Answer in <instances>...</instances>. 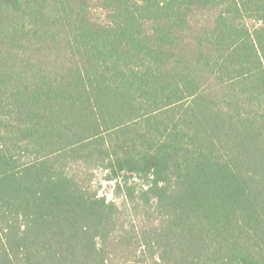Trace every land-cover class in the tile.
I'll list each match as a JSON object with an SVG mask.
<instances>
[{"label":"trees","instance_id":"16d2710c","mask_svg":"<svg viewBox=\"0 0 264 264\" xmlns=\"http://www.w3.org/2000/svg\"><path fill=\"white\" fill-rule=\"evenodd\" d=\"M0 264H264V0H0Z\"/></svg>","mask_w":264,"mask_h":264},{"label":"rangeland","instance_id":"374dc122","mask_svg":"<svg viewBox=\"0 0 264 264\" xmlns=\"http://www.w3.org/2000/svg\"><path fill=\"white\" fill-rule=\"evenodd\" d=\"M96 180H98V183H97V186L99 188V184L101 186L100 188V192L102 195H106L108 197V199H113L117 202V203H122L123 202V197L121 196H116L114 197V194H113V183H110L108 181H105L103 179V175L102 173L98 172L97 173V176H96Z\"/></svg>","mask_w":264,"mask_h":264}]
</instances>
